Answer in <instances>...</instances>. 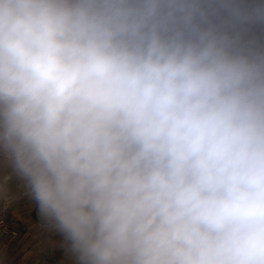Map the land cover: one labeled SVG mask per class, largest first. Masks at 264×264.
I'll return each instance as SVG.
<instances>
[{
  "label": "clouds",
  "instance_id": "9594fccd",
  "mask_svg": "<svg viewBox=\"0 0 264 264\" xmlns=\"http://www.w3.org/2000/svg\"><path fill=\"white\" fill-rule=\"evenodd\" d=\"M73 264H264V0H0V199Z\"/></svg>",
  "mask_w": 264,
  "mask_h": 264
},
{
  "label": "crops",
  "instance_id": "0c3cea01",
  "mask_svg": "<svg viewBox=\"0 0 264 264\" xmlns=\"http://www.w3.org/2000/svg\"><path fill=\"white\" fill-rule=\"evenodd\" d=\"M10 187V203H6L3 199H0V203L3 202L6 206L8 205L9 210H11V218L16 223L21 238L25 241L29 240L30 245L33 243L38 245L43 241L45 243V247L43 248L45 249L47 259H58V261L60 260V264H73L71 258L59 243L61 237L49 231L42 224L38 214V207L26 194L25 188L17 181H13ZM37 247L35 248L37 249ZM32 249L31 247V251ZM27 256L21 255L22 261H26ZM39 263L40 261L37 264Z\"/></svg>",
  "mask_w": 264,
  "mask_h": 264
},
{
  "label": "rangeland",
  "instance_id": "374dc122",
  "mask_svg": "<svg viewBox=\"0 0 264 264\" xmlns=\"http://www.w3.org/2000/svg\"><path fill=\"white\" fill-rule=\"evenodd\" d=\"M10 211L8 205L0 203V216L7 218L12 227L10 234L0 237V264H37L38 261H40L39 264H60L58 259H47L43 241L38 245L35 243L30 245L29 240L25 241L21 238ZM36 246H38L37 249ZM21 255H28L27 260L22 261Z\"/></svg>",
  "mask_w": 264,
  "mask_h": 264
},
{
  "label": "built area",
  "instance_id": "2783aa9c",
  "mask_svg": "<svg viewBox=\"0 0 264 264\" xmlns=\"http://www.w3.org/2000/svg\"><path fill=\"white\" fill-rule=\"evenodd\" d=\"M11 223L4 216H0V237H4L11 233Z\"/></svg>",
  "mask_w": 264,
  "mask_h": 264
}]
</instances>
